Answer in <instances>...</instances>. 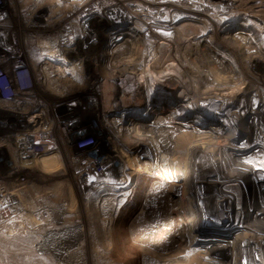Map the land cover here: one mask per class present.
<instances>
[{
    "label": "bare ground",
    "instance_id": "1",
    "mask_svg": "<svg viewBox=\"0 0 264 264\" xmlns=\"http://www.w3.org/2000/svg\"><path fill=\"white\" fill-rule=\"evenodd\" d=\"M210 1L204 0V6L209 9L208 2V5L213 3V5L219 6L218 10L214 9L216 12L211 11L213 9H209L207 12L200 9L195 10L192 4L183 5L180 2L182 5L177 4L176 6L182 11L174 13L172 20L161 28L156 26L157 21L167 20L164 16L170 13L175 2L172 0H121L119 3L123 4L124 10L127 12L126 15L124 14L125 18L122 24L126 25V28L129 27L128 30L119 28L105 31L100 28L90 29L87 23L82 20L81 12L90 11L87 6L91 0H10V9L12 7V15L15 17V27L20 29L16 30L12 36H5V38L10 41L12 37L11 43L13 42L12 44L15 45L16 42L20 45L18 52L16 51L17 54L20 55L21 52L25 53L26 51L25 56L28 58L29 70L28 74L24 72V78H22L25 80L24 83H30L31 86L38 84L56 98H63L76 90L88 89L93 86L95 88L100 86V92L107 94L109 91L106 89L107 85L119 81L130 82L131 80H136L137 83L133 84L134 81L130 83L126 91H121L120 87H117L118 85L110 90L114 92L112 96L114 101H116L115 96L118 93L136 92L142 94L141 104H137L135 108H128L129 112L136 113L140 109L142 111L146 108L149 109V102L156 93H158L156 97L162 98L171 92L173 96L167 97L175 98L176 105L174 110H171L172 120L175 123L170 121L171 117L167 121L158 119L152 123L144 122L142 124L128 121L123 118L124 115L119 119L110 120L109 117L107 118L109 113L100 110L99 115L103 119L104 127H110L121 146L131 152H129L128 161L124 160L126 167L122 170L119 182H110L111 177L103 175L102 182L96 181L87 184V192H83V198L89 199L94 190L97 192V188H100L103 191L109 190V195L99 196L102 202L115 203L118 201L122 203L128 199L132 183L142 174L141 166L147 164L148 167L144 172H147L148 174L145 173L147 177L154 179L155 182L146 195L148 207L144 206L145 211L141 215V219L145 221V228L138 230L137 233L134 232L135 241L143 246L151 247L169 239L164 246L166 249L179 244H189L190 254L197 257L194 255L196 249L191 247V243L197 239L195 233L197 226L208 220H212L214 223L224 217L230 218L231 221V218H234L232 215H235L236 219L232 221L240 220L239 223L243 224L249 233L244 240L239 238L231 244H222V247L218 244L215 245L212 243L213 241H211L212 244L209 243L210 245L206 244V249L203 252L207 264H224L216 253L219 248L223 247L232 250L233 264L236 263V260L239 264H264V135L254 133V127L248 130L249 133L247 132L246 135L245 130L243 133L244 128H241L243 125L238 121L248 111L250 112L257 105L264 103V99L259 92L254 91V81L253 85L249 82L242 93L230 101L223 98L220 101L215 100L207 93V90H219L221 86L231 81L232 76L235 77L238 73L242 76L255 75L256 70H252L251 66L253 65L251 64L261 55L248 54V51L243 48H237L235 49L237 58L230 59L212 47L203 44L205 33L212 26L199 15H204L206 18L214 15V19L216 16L223 20L232 12L229 8L235 5L229 4L236 2V0ZM131 5L134 7L131 8ZM203 8L205 10V7ZM96 10L98 13L94 14V18L99 17L98 14L101 16L106 9L103 6H96ZM209 12L213 14L210 15ZM137 18H141L144 22L140 28L132 25ZM181 19L185 20L183 22L186 24V28H184L185 25H182L184 27L173 26ZM34 21L38 26L32 28L31 25L35 24ZM200 21L206 22L207 27H202ZM180 22L182 20L179 21V24ZM224 25H226L225 22L221 28L224 29ZM137 28L142 31L141 34L139 33L140 36H137L138 38L136 37ZM126 36L128 38H125ZM90 38L95 41L100 40L103 44L98 49L82 52L79 45ZM195 38H199L198 41H195ZM193 41L199 46H196ZM188 54H191V57ZM192 58L198 60L204 69H196ZM204 70L210 71V75L215 72L220 74L216 73L217 77L212 76L214 77L212 80L209 74L208 76L205 74L206 72H203ZM8 78L13 87L12 77L8 75ZM205 85L212 88L205 91L208 96L201 97V88ZM13 90V99H16V90L14 88ZM30 98V102L37 99L35 95ZM12 100L0 97V107L21 109L14 106ZM184 103H188L189 108ZM94 109L95 107H89L83 113L94 115L96 114L92 113ZM189 109L201 113L208 111L213 114L218 112L226 114L223 121L227 126L225 128L229 130L228 135H224L219 128L215 137L221 140H216L217 142L212 141L214 138L201 140L204 142L205 148H203L201 143L197 142L200 138L197 139V136L194 135V131H198L197 121L189 123L186 120L190 112ZM21 110L30 117L32 126L30 134L36 135L41 132L43 136L50 139L48 150L54 148L57 142L55 136L49 135V133L52 125H55L52 122L59 123V121L56 119L49 121L50 119L48 120L46 115L39 114L41 110L36 111V114L31 113L32 111L30 112L27 108ZM66 116L69 118L67 114ZM61 119V124L66 126L67 132L70 127L66 125L63 118ZM81 119H83L82 116ZM231 127L233 131L230 129ZM113 129H116L120 135L115 134ZM187 129H191L192 133L186 131ZM236 130L238 133H243L244 141L236 140ZM62 132L64 133V131ZM179 133L180 135H178ZM222 139L225 140L224 144L221 143ZM126 140L127 144L123 142ZM141 142L155 145L157 151L151 155L150 160L132 159L138 150L137 145ZM69 148L71 147L69 146ZM183 161H186L184 164L186 169L175 166ZM90 162L92 161L88 158V153L73 155L70 163L78 169L76 171L78 180L84 178H82L81 170L98 172L93 170L95 165ZM32 163L42 166L44 173H52L66 168L65 160L55 153L53 156L40 159L35 156ZM220 167L225 170L228 168L229 171L233 168L236 171L233 173L227 171V174ZM191 171L192 174H187ZM204 173L209 175V179L204 178ZM56 181L58 190H61L64 185H70L69 179L65 177ZM199 184L203 186L202 189H199ZM68 197L70 198L69 195ZM208 197L212 198L211 201L207 200ZM65 198L67 199V196ZM243 236L241 234L239 237Z\"/></svg>",
    "mask_w": 264,
    "mask_h": 264
},
{
    "label": "rangeland",
    "instance_id": "2",
    "mask_svg": "<svg viewBox=\"0 0 264 264\" xmlns=\"http://www.w3.org/2000/svg\"><path fill=\"white\" fill-rule=\"evenodd\" d=\"M102 1L107 2L105 3L106 5ZM120 1L121 0H91L90 4L87 6L90 11L81 12L82 20L87 23L90 29L100 28L101 30L106 31L122 28L123 30H128L129 27L126 28V25L123 26L122 24L127 12L124 10V7L122 6L123 4L119 3ZM213 1L216 2V0H211L210 2ZM172 2H175V5H173L170 13L164 16L167 20L157 21V27L163 28L166 23L172 20L174 13L182 11V9L180 10V8H177V4L179 6L181 3L183 5L192 4L193 7H195V10L200 9L204 12H207L209 9H213L211 11L216 12L214 9L218 10L219 7L215 4L213 5V3H210V6L208 5V2L207 7L210 8L207 9L206 6H204V0H190L189 2L186 0H172ZM229 5H234L232 8H229L232 12L223 20L216 18V16L214 19V15L210 17L207 16V18L204 17V15H199L206 19L207 23L212 26L207 29L205 33L206 42L203 40V44L212 47L217 50V52L230 59L237 58V50H235L237 48H243V50L248 51V54L255 53L254 55H261V57L257 58L251 64L253 65L251 66L252 70H256L255 75L250 74L242 76L238 73L237 76H235L236 78L232 76L233 80L230 78L232 82L230 81L221 86V90H212V87H209L208 85H205L206 87L201 86L202 93L200 96L206 97L209 94L215 100L220 101L224 99L230 101L235 98V96H239L249 82L252 84L254 81V85L252 84L254 91L257 93L259 92L264 99V0H236V2L234 1V3ZM10 6V0H0V58H2L0 63L1 98H6V94H11L14 97V91L12 88H8L9 91L2 88L4 82L9 84V75L14 81L13 88L16 90L15 93L17 96L16 99L12 100L14 106L18 108L20 107L21 109L27 108L34 114H36V111L39 112L41 110L39 114L43 113L46 115L47 119H50L49 121H53L54 119L59 121V123L52 122L55 125H52L49 135L55 136L59 151L54 153L58 154L65 160L66 168L52 173H44L42 171V166L39 165L40 167H35L31 171L26 172V175H29L31 182H33L31 189L32 195L43 194V197H38L37 199L45 201L44 207L47 210L45 209L46 211L44 212V215L46 218L41 221H34L35 225L32 226H29L24 220L13 221L14 224L7 223L0 226V264H207V261L204 258L205 253L203 252L206 249V244L210 245L209 243L213 241L212 243H215V245L218 244L222 247V244H231L232 242H235L236 239L241 238L244 240L246 238L249 231L247 232V228L239 223L240 220L233 222V219H236V216L232 215L234 218H231V221L230 218L224 217L220 218L217 222L215 221L213 223L212 220H208L197 226V231L195 232L197 234V239L191 243V247L196 249L194 255H197V257L190 254L188 250L190 247L189 244H179L175 247L166 249L164 246L169 239L163 243L154 244L151 247L143 246L135 241L134 232L137 233L138 230L145 228V221L141 219V215L144 214V206L146 208L148 207L146 203V195L152 184L155 182L154 179L147 177L145 174L147 172H144L148 167L147 164L141 166L140 171L142 174H140L132 183L130 195L128 199L122 203L118 201L115 203L102 202L99 196L109 195V190L103 191L100 188H97V192L94 190V193L89 199L83 198L82 195L87 192L86 187H88L90 183H95L96 181L102 182V178H104L103 175L110 176L112 179H110V182H119L122 170L126 167L125 161H128L129 152H131L121 146L120 141L114 136L113 131L109 126V128H107V126L104 127L103 119L99 115L100 110H105L109 113L107 118L109 117L110 120L119 119L124 115L123 118H126V120L133 121V123L138 122L139 124L144 122L152 123L158 119L167 121L170 117L171 121V110H174L173 108L176 105L175 98L167 97L170 95L171 97L173 96L171 92H168L167 94L169 95L165 94L162 98L156 97L158 96V93H156L149 102V109L146 108L143 111L142 109H135L137 111L136 113H133L129 112L128 108H135L137 104L140 105L143 98L142 94L136 92L118 93L117 96H115L116 101H114L112 99L114 92L110 90L112 87L114 88L118 85L117 87H120L121 91H126L128 89L127 86L130 83H133V81V84L137 83L136 80H131L130 82L119 81L112 85H107L106 89L107 91L109 90L107 94H102L100 92V86H97L96 88L93 86L88 89L84 88L76 90L63 98H56L46 92L38 84H33L32 86L30 83L25 84V80L22 78H24V72L28 74L29 70L28 58L25 56L26 51L25 53L21 52L20 55L17 54L16 51L20 45L16 44V42L15 45H13V42L11 43L12 37L10 38V41L5 38V36H12L16 30L20 29H16L15 27V17L12 15V7L10 9ZM96 6H103L106 10L102 12L103 14H101V16L98 14L99 17L94 18V14L98 13ZM133 7L134 6L131 5V8ZM203 7H205V10H203ZM209 14L212 15L213 13L209 12ZM181 20L182 22L179 24V21ZM181 20L175 22L176 24L174 23L173 26L181 25L180 27H184L182 25H185L184 28H186L187 26L184 24L185 20ZM224 22L226 25H224L225 27L223 29L221 26ZM34 23L35 24L31 25L32 28L38 26L36 21H34ZM199 23L202 27H207L206 22L200 21ZM133 24L140 28V25H144V22L141 18H137L132 25ZM138 28L136 37L140 36L142 32ZM125 38H128V36ZM198 39L199 38H195V41H198ZM195 41H193V43H195L196 46H199ZM102 44L103 43L100 42V40L95 41L93 38H90L89 40H85L82 45H79V49L82 52H88L95 48L98 49ZM188 56L191 57V54H188ZM192 61L195 63L196 69H204V66L198 63V60L193 59ZM203 72H206V75H210L211 73L208 70H204ZM216 73L217 72L210 75L212 80L214 77H217V74H220ZM27 77L29 79L28 75ZM97 78L100 77L97 76ZM207 89H211L212 92ZM206 90L208 94L205 92ZM34 95L35 98H37L36 101L30 102V97ZM29 98L30 100H28ZM184 104L189 108L188 103ZM89 107H95L92 113L96 114L90 116L83 113L86 112ZM189 111L186 120L189 123L197 121L196 126L198 127V131H194V135L197 136V139L200 138L198 139L199 141H197L199 144L201 143L200 145L203 146L204 142L201 140L205 139L210 140V138H214L212 140L214 142L221 140L220 138L215 137L219 128L224 135H228L227 133L229 130L225 128L227 126L224 125L223 121L226 114L222 112L213 114L208 111L201 113L193 109H189ZM0 114L6 116L5 118L10 120L22 119L27 115L13 112L12 109L7 107H0ZM27 116L29 117V115ZM81 116L83 119H81ZM61 118H63L66 125L70 127V130L67 132L66 126L61 124ZM172 121L174 122V120ZM238 121L243 125L241 128H244L243 133L245 130L246 135L248 130L252 127H254V133L256 132L264 135V103L257 105V107L250 112L248 111ZM29 122L31 123V120H29ZM78 126L81 129L83 128V130L79 135L76 134L73 136L71 133L77 130ZM230 129L233 131L232 127ZM113 130L115 134L120 135L116 129ZM62 131H64V133ZM186 131L191 132V129H187ZM238 131L235 135L236 140L242 142L245 138L243 133H238ZM180 133L178 135H180ZM68 135L70 136L72 143L75 141L74 146L70 145L69 141H67ZM78 136L83 138L87 137L88 140L93 143V145H91L93 151H86V153L90 155L88 156L92 161L90 163L95 165L93 170L98 171L93 172L90 170H81L82 178L84 177V180H78L76 175L78 169L75 168L74 164L70 163L74 152L77 153L78 151H84L87 149V147H84L86 141L84 142L82 139L79 140L77 138ZM125 137L127 138V136ZM123 142L126 144L128 143L127 140ZM221 143L224 144L225 140L222 139ZM138 145V150H136V153L132 158L133 160H150L151 155L157 151L155 145L148 142H141ZM69 146L72 149L69 148ZM203 148L205 147L203 146ZM54 153H49L43 157L53 156ZM82 153H85V151ZM6 154V149L0 148V163L8 160ZM185 162L183 161L181 164L175 166L179 168L185 167L184 169H186L187 167L184 165ZM220 169L227 174L228 172L233 173L236 171L233 168L230 169L231 172L228 168L225 170L223 167H220ZM22 174L24 173L22 172ZM187 174H192V171ZM62 177L68 178L70 185H64L61 190H58L56 188V180ZM204 178L209 179V175L204 173ZM202 187L203 186L199 184V189H202ZM239 191L238 193L241 192ZM66 196L67 199L65 198ZM208 198L209 199L207 200L211 201L212 198ZM241 234L244 236L239 237ZM216 253L221 257V259H219L224 264H233V252L231 249L226 247L219 248ZM235 264H239L238 260H236Z\"/></svg>",
    "mask_w": 264,
    "mask_h": 264
},
{
    "label": "built area",
    "instance_id": "3",
    "mask_svg": "<svg viewBox=\"0 0 264 264\" xmlns=\"http://www.w3.org/2000/svg\"><path fill=\"white\" fill-rule=\"evenodd\" d=\"M2 88L7 91H9L8 88L13 90L10 81L9 84L4 82ZM5 97L6 99H13L11 94H6ZM7 108L12 109L16 113L27 114L23 113L21 109ZM5 117L0 114V148L6 149V158H8V160L5 159L6 161L0 163V226L7 223L14 224L13 221L18 220H24L29 226H32L35 225L34 221H41L46 218L44 212L47 209L44 207L45 201L40 202V199H37L38 197H43L42 193L32 195L33 182H31L29 175H26V172L31 171L35 167H40L39 164L34 165L32 163L35 156L40 159L49 153L58 152L59 148H57L58 145L56 144L54 148L48 150L50 141L48 137L43 136L41 132L36 135L30 134L32 126L27 115L17 120H10ZM82 130L83 128L81 129L78 126L77 130L71 134L73 136L79 135ZM67 138L69 144L74 146L75 141L72 143L69 135ZM77 138L79 140L82 139L84 142L86 141L84 146L85 148L87 147L84 150L85 154L86 151H93V147H91L93 143L87 137L78 136ZM84 151L74 152V154H80ZM88 156L90 155L88 154Z\"/></svg>",
    "mask_w": 264,
    "mask_h": 264
}]
</instances>
